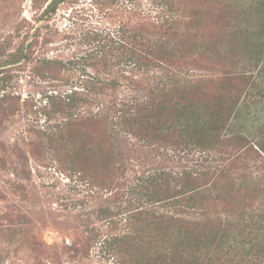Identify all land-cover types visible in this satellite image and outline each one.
Instances as JSON below:
<instances>
[{
  "label": "rangeland",
  "instance_id": "obj_1",
  "mask_svg": "<svg viewBox=\"0 0 264 264\" xmlns=\"http://www.w3.org/2000/svg\"><path fill=\"white\" fill-rule=\"evenodd\" d=\"M51 1L0 0V264H117L104 242L147 225L129 214L225 223L260 207L264 157L234 132L219 135L220 151L182 149L129 133L117 119L124 104L163 87L193 89L208 110L241 97L247 82L254 88L240 122L250 136L264 132V54L255 67L263 14L249 7L258 0H175L174 18L189 24L165 38L157 29L164 9L152 0H59L49 11ZM134 35L163 40L165 59L149 56L141 67L121 59L118 46L131 48ZM105 55L106 67L92 66ZM91 80L104 88L85 87ZM74 92L84 99L70 115L54 114L50 98ZM67 152L79 155L74 171ZM182 173L207 190L204 211L133 190L147 177ZM251 247L222 252L220 264H264L250 260Z\"/></svg>",
  "mask_w": 264,
  "mask_h": 264
},
{
  "label": "trees",
  "instance_id": "obj_2",
  "mask_svg": "<svg viewBox=\"0 0 264 264\" xmlns=\"http://www.w3.org/2000/svg\"><path fill=\"white\" fill-rule=\"evenodd\" d=\"M152 1L154 5L164 9L160 16L162 24L159 28L157 27L158 30L165 29V31L161 30L164 38L174 36L177 29L186 26V23L189 24V21H185L180 15L174 18L175 0ZM58 2L59 0H52L48 6L49 11L55 8ZM249 7L257 8L260 15L263 14L260 24L264 27V0H258ZM192 16L196 18L195 14ZM141 38L143 39V36ZM141 38L137 40V36L134 35L132 37L134 45L131 48H126L124 45L118 46L117 50L121 59L124 57L131 64L139 67L152 63L151 60L146 63L149 56H155L159 60L165 59L163 40L144 44ZM138 45L144 49L141 51L146 52L145 56L141 51L138 52L140 47ZM260 48L255 65L258 69L260 67L258 64L263 59L264 40ZM102 52L100 50V53ZM92 59L94 58H87V60ZM99 59L94 61L92 66L106 67L107 55ZM260 70L264 72V69ZM247 74L249 75V72ZM251 76H253L252 73L248 77L251 78ZM97 81L91 80L85 87L92 89L98 87L102 90L103 84L99 87ZM245 83V92L241 97L229 96L230 98L208 110L197 106L193 89L181 86L170 88L167 92V88L163 87L158 93H152L142 101L134 100L131 104H124L118 111V124L139 137L151 138L153 141L164 140L171 145L182 146V149L192 148L201 151L214 149L220 151L219 135L234 132L250 152L264 157V138L260 136L264 132L250 136L248 129L244 130L240 122L244 114L242 111L246 108L245 100L251 98L252 94L249 92L254 88H247L248 83ZM110 85L113 86L114 83ZM258 96L262 95L257 94ZM83 99L76 92L64 99L58 100L51 97L52 107H54L52 112L67 114L66 112L76 108ZM65 156L72 163L71 171L80 166L79 155L67 152ZM215 187L213 184L211 191H214ZM133 190L147 198L150 203L168 202L169 206L174 207L182 202L184 205L180 206L185 209H195L198 206L203 208L208 199L207 190L199 186L197 180L187 173L176 176L167 174L150 176L141 180ZM240 211L237 222L225 223L210 220L193 223L163 214L157 215L154 212L138 211L129 214L128 219L135 222H144L146 219L145 231H137L132 237L126 235L111 238L104 242V246L106 252L115 257L117 264H220L222 252L229 255V252L235 250L239 244H251L252 247L247 251V256L251 255L253 259L250 260L253 262H260L264 259V199L260 207L247 210L243 208ZM244 232L248 235L247 241L242 238ZM254 233H258L259 237Z\"/></svg>",
  "mask_w": 264,
  "mask_h": 264
}]
</instances>
